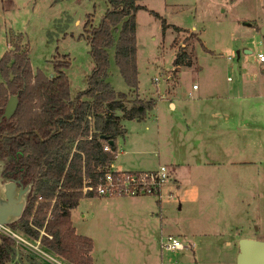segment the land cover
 Listing matches in <instances>:
<instances>
[{"label":"rangeland","instance_id":"1","mask_svg":"<svg viewBox=\"0 0 264 264\" xmlns=\"http://www.w3.org/2000/svg\"><path fill=\"white\" fill-rule=\"evenodd\" d=\"M137 4L143 7L135 17L138 88L131 90L120 76L114 45L107 49V82L127 95L124 111L137 100L146 108L135 120L114 111L123 130L117 152H124L113 170L165 165L171 192L166 185L158 202L151 196L83 198L71 211V224L93 243V264H236L241 238L264 241V64L256 59L264 54V0ZM107 8V0H0V58L18 46L28 51L32 73L46 77L55 73V63L68 62L64 72L73 98L86 91L94 68L88 30ZM153 13L166 21L164 34ZM113 36L115 43L118 33ZM180 48L192 63L176 69ZM176 139L186 141L185 150H176ZM19 232L33 247L14 244L11 264H50ZM162 233L192 248L160 252Z\"/></svg>","mask_w":264,"mask_h":264},{"label":"trees","instance_id":"2","mask_svg":"<svg viewBox=\"0 0 264 264\" xmlns=\"http://www.w3.org/2000/svg\"><path fill=\"white\" fill-rule=\"evenodd\" d=\"M137 1L107 0L108 8L100 23L88 30L94 68L87 78V89L73 98L64 72L68 62L55 63V73L46 77L39 71L32 73L28 51L20 52L18 46L0 58V113L10 95L18 94L19 102L14 115L3 122L0 132L5 136L0 147L4 156H12L11 163L19 165L27 180L33 179L24 214L9 227L31 239L40 238L47 250L71 264H93V243L76 234L70 215L87 197L80 191L83 178L90 177L93 185L98 184L114 160L116 137L123 133L120 117L114 111L128 119H140L145 112L141 100L124 111L127 95L115 92L107 82V49L114 45V62L120 76L131 90L138 88L135 17L143 7ZM153 16L160 20L164 34L166 21L157 13ZM114 32L118 33L115 43ZM191 63L186 49L180 48L173 65L189 67ZM87 115L95 120L91 139L87 136L88 123L83 122ZM108 140L113 144L110 151L103 152ZM42 229L50 238L40 236ZM0 239V264H10L15 252L13 243L6 237Z\"/></svg>","mask_w":264,"mask_h":264},{"label":"built area","instance_id":"3","mask_svg":"<svg viewBox=\"0 0 264 264\" xmlns=\"http://www.w3.org/2000/svg\"><path fill=\"white\" fill-rule=\"evenodd\" d=\"M234 58V54H231L228 59ZM256 59L260 64H264V54L258 53ZM230 79V78H228ZM196 89V85L192 87ZM83 122L88 123L89 133L88 139L92 138L90 133L91 128V118L89 115L83 117ZM74 151V148L73 150ZM102 151H110V145L105 142ZM169 171L164 166H159L155 171H142V172H116L111 169L106 170L103 176L100 178V182L96 185H93L92 179L90 177L83 178L82 185L80 188L83 196H93V197H142V196H151L157 198L158 201L162 199L164 185L169 181ZM64 177L62 178V180ZM50 217V213L48 218ZM47 236L44 229L40 230V236ZM9 238L13 245H24L33 247L27 239L17 230L12 229L6 225H0V237ZM34 244H37L34 249L40 252L43 255L44 260L50 264H64V261H61L58 258L53 259L42 244H40V238L32 241ZM42 247V249L39 248ZM158 247L160 252L165 253H174L179 250H190L192 247L189 243L180 240L169 234H161L158 239Z\"/></svg>","mask_w":264,"mask_h":264},{"label":"water","instance_id":"4","mask_svg":"<svg viewBox=\"0 0 264 264\" xmlns=\"http://www.w3.org/2000/svg\"><path fill=\"white\" fill-rule=\"evenodd\" d=\"M261 35H264V29ZM245 52L249 53V51ZM6 102L0 114V124L4 120L8 122L14 115L19 103L18 94L10 95ZM0 139L3 138L0 137ZM105 139L106 136L102 137V140ZM108 144L112 145L113 142L108 140ZM3 164L0 160V225L10 226L17 223L22 217L30 186L22 187L19 180L2 183L1 171ZM236 257V264H264V241L241 238L237 244Z\"/></svg>","mask_w":264,"mask_h":264},{"label":"crops","instance_id":"5","mask_svg":"<svg viewBox=\"0 0 264 264\" xmlns=\"http://www.w3.org/2000/svg\"><path fill=\"white\" fill-rule=\"evenodd\" d=\"M137 28V27H136ZM245 53H248V52H245ZM259 63V62H258ZM262 65V64H261ZM180 66H177L176 67V69L177 68H179ZM234 67H235V69H234ZM261 68H259V72H260V75L262 74H264V66H260ZM175 69V70H176ZM233 69L235 70V72L237 73V70H238V66L237 65H233ZM264 76V75H263ZM259 77V76H258ZM254 78V77H253ZM259 78H261V76L259 77ZM228 80H230V79H228ZM195 84H193V86H194ZM192 86V87H193ZM199 90V86L198 87H196V89H192L191 91L193 92V91H198ZM204 96H205V94H202V95H198V94H195V96H193L195 99H201V100H203L204 99ZM71 98V97H70ZM180 101V100H179ZM169 103V105H170V107L172 108V109H175V105H173L171 102H168ZM154 106V105H153ZM116 115V114H115ZM118 116V115H117ZM89 117L91 118V128H90V133L92 134L93 132H95V128H94V125H95V120H94V118L91 116V115H89ZM123 117V116H122ZM122 117H120V121L122 120ZM125 118V117H124ZM140 118H143V116L142 117H140ZM126 119H128V118H126ZM136 119H139V118H136ZM128 120H135V119H128ZM119 125H120V122H119ZM89 126H90V124H89ZM120 127H121V125H120ZM121 129H122V127H121ZM123 131V130H122ZM118 137H120V136H117L116 137V139L118 138ZM108 143V142H107ZM184 144H186V141L185 140H183V139H181V140H178V139H176V142H175V148H176V150H177V147H179V148H182V150H183V148L185 147L184 146ZM117 146H116V150H115V156H114V160L111 162V164L109 165V169H111L112 171H116V172H120V171H118V170H113V163H114V161H115V159L118 157V155H120V154H122L123 152L122 151H120V152H117ZM175 150V153H177V151ZM184 150H185V148H184ZM129 152V154H137V153H135V152H130V151H128ZM159 166H164V167H166L165 165H162V164H156V166L155 167H152V168H149L148 170L146 169V170H141V171H138V172H142V171H155V170H157V168H159ZM172 166V165H171ZM173 168H181V166H172ZM172 168V169H173ZM167 169V168H166ZM168 171H169V176L171 177V175H172V173L170 172V169H168ZM124 172H130V171H124ZM124 172H120V173H124ZM169 184H171V183H169V182H167L165 185H164V187L166 186V191L168 192V193H170L171 191H170V187H169ZM172 185H174V187H176L177 189L178 188H180L179 187V183H177V182H175L174 184H172ZM124 197H126V196H124ZM124 197H122V198H124ZM142 197H145V196H142ZM142 197H137V198H142ZM84 198H101V197H93V196H87V197H84ZM110 198H113V197H110ZM134 198H136V197H134ZM161 201V200H160ZM157 202H158V200H157ZM156 202V203H157ZM157 205H158V203H157ZM72 211V210H71ZM49 215V214H48ZM48 218V217H47ZM70 221H71V215H70ZM72 225V224H71ZM76 232V231H75ZM162 234H165V233H162ZM49 251V250H48ZM56 256H58V255H56ZM64 260V259H63Z\"/></svg>","mask_w":264,"mask_h":264},{"label":"flooded vegetation","instance_id":"6","mask_svg":"<svg viewBox=\"0 0 264 264\" xmlns=\"http://www.w3.org/2000/svg\"><path fill=\"white\" fill-rule=\"evenodd\" d=\"M3 122L0 124L1 125L0 126V130H1L2 126H3ZM0 136L3 138V136H5V135L0 132ZM3 139H0V141H2ZM10 159H12V156H10V157L4 156L3 155V151H2V149L0 147V160H2V162L4 163L2 171H1V173H2L1 174L2 183L8 182V181H17V180H19L20 185L22 187L30 186V189H29L30 191H29V193L27 195V199H26V204H27L29 196H30V194L32 192L33 179L27 180L25 174L20 171L19 165H13V163H11ZM25 207H26V205H25Z\"/></svg>","mask_w":264,"mask_h":264}]
</instances>
